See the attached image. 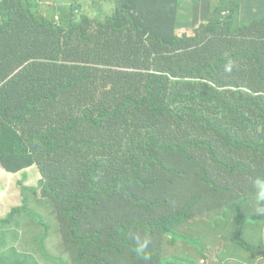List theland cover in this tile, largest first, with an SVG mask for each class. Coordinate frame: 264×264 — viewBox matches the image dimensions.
Returning <instances> with one entry per match:
<instances>
[{"label":"trees","instance_id":"trees-1","mask_svg":"<svg viewBox=\"0 0 264 264\" xmlns=\"http://www.w3.org/2000/svg\"><path fill=\"white\" fill-rule=\"evenodd\" d=\"M41 1L0 0V167L36 168L72 264H194L219 209L241 243L264 206V0ZM191 13L193 36L164 31Z\"/></svg>","mask_w":264,"mask_h":264},{"label":"rangeland","instance_id":"rangeland-1","mask_svg":"<svg viewBox=\"0 0 264 264\" xmlns=\"http://www.w3.org/2000/svg\"><path fill=\"white\" fill-rule=\"evenodd\" d=\"M118 1L74 0L75 3L82 4L83 10L88 13L95 11V5H102L103 10L109 13ZM68 2L70 0H42L38 8L41 13L48 15L53 7L56 9L65 6ZM192 15L191 13L190 17ZM191 23L188 21L183 25L188 27ZM179 24L181 22L176 23L173 29L167 28L164 31L171 36L178 31ZM39 179L40 175L34 167L16 174L7 173L0 168V264H72L61 240L54 205L50 198L42 197L37 189ZM20 184L32 188L21 193ZM17 205L19 206L14 207ZM251 207L253 212L264 208L253 202ZM12 208L19 210L6 222L4 219ZM224 213V209H219L209 215L199 214L196 222L191 224L193 232L189 238H200L204 255L190 243L185 245L184 254L190 255L194 264H262V260L252 259L246 249L230 246L234 231L231 225L219 223L218 226H211L209 220L216 215L223 216ZM244 238L253 244H258L260 239L264 242V228L249 225L244 231ZM26 242L29 244L25 246ZM174 252L177 253L178 249H174Z\"/></svg>","mask_w":264,"mask_h":264},{"label":"clouds","instance_id":"clouds-1","mask_svg":"<svg viewBox=\"0 0 264 264\" xmlns=\"http://www.w3.org/2000/svg\"><path fill=\"white\" fill-rule=\"evenodd\" d=\"M202 21H199V23L196 25L195 28H197L199 26V24H201ZM179 29V28H178ZM191 31H192V34L191 35H187L186 33H177L178 36H181L183 34H185L186 36L188 37H191L194 35V32H193V29L192 28H189ZM226 70H230L229 67H226ZM257 186L259 187V193H258V198L260 200H264V181H257ZM264 212V208L262 210H259L258 212H253L252 210L249 212L248 214V217H249V223L246 224L245 226H243V229H242V233L240 235V237L242 238V242L237 244L234 242V239H235V236L236 234L238 233V229L235 225H233L232 223L230 224H226V225H231L233 227V234H232V238H231V247L233 248H237V247H241V248H244L247 250V252H249L250 256L252 259L254 258H258L259 260H262L264 264V260L262 257H260L259 255H253L252 252L249 250V247L248 246H252V247H255V248H259L261 244L264 245V242L262 239L259 240L258 244H253L251 242H248L245 238H244V231L246 229V227H248L249 225H260L262 226V228H264V217L262 218L261 217V214ZM233 220H231L232 222ZM225 225V224H224ZM148 243L149 241L147 239L143 240L142 242H139L138 243V247L136 248V252L138 255H141V257L144 259V260H149L150 259V256L148 254L145 253V249L147 248L148 246ZM246 244V245H244ZM227 264H235V263H227Z\"/></svg>","mask_w":264,"mask_h":264},{"label":"crops","instance_id":"crops-1","mask_svg":"<svg viewBox=\"0 0 264 264\" xmlns=\"http://www.w3.org/2000/svg\"><path fill=\"white\" fill-rule=\"evenodd\" d=\"M251 8H253L254 9V11H256V13H261V14H263L264 15V2H260V1H255L254 3H252L251 4V6H250ZM226 12H229V11H226ZM205 15H208V14H205ZM197 18H200V16L199 17H197ZM193 19H194V17H187V19L186 20H184V21H181V28H179L178 29V31H177V33H179V34H181V33H186L187 35H191L192 34V31L189 29V28H187V27H185L184 25H183V23H187L188 21H193ZM1 168V167H0ZM30 168H33V167H30ZM2 169V168H1ZM29 169V168H28ZM36 169V168H35ZM11 174V173H10ZM16 174V173H15ZM25 186H28V185H25ZM30 187V186H29ZM18 206V205H17ZM15 207V206H14Z\"/></svg>","mask_w":264,"mask_h":264}]
</instances>
